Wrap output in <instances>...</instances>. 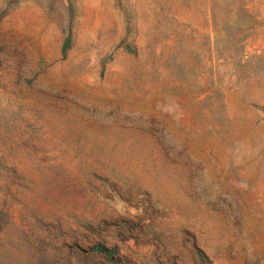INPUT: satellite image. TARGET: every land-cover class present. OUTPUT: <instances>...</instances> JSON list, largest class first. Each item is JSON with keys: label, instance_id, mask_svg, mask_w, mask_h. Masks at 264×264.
<instances>
[{"label": "rangeland", "instance_id": "1", "mask_svg": "<svg viewBox=\"0 0 264 264\" xmlns=\"http://www.w3.org/2000/svg\"><path fill=\"white\" fill-rule=\"evenodd\" d=\"M0 264H264V0H0Z\"/></svg>", "mask_w": 264, "mask_h": 264}, {"label": "trees", "instance_id": "2", "mask_svg": "<svg viewBox=\"0 0 264 264\" xmlns=\"http://www.w3.org/2000/svg\"><path fill=\"white\" fill-rule=\"evenodd\" d=\"M93 250L98 252V253L105 254L107 256L110 255V252L107 249H105L104 247L97 246V247H94Z\"/></svg>", "mask_w": 264, "mask_h": 264}]
</instances>
